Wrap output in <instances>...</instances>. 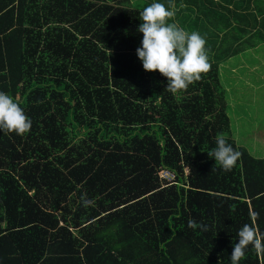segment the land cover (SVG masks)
Returning <instances> with one entry per match:
<instances>
[{
  "label": "trees",
  "instance_id": "trees-1",
  "mask_svg": "<svg viewBox=\"0 0 264 264\" xmlns=\"http://www.w3.org/2000/svg\"><path fill=\"white\" fill-rule=\"evenodd\" d=\"M137 1L0 0V91L32 121L0 132V264H231L244 224L264 235V158L233 138L221 79L264 45V0ZM153 2L206 41L210 70L178 94L136 54Z\"/></svg>",
  "mask_w": 264,
  "mask_h": 264
},
{
  "label": "clouds",
  "instance_id": "clouds-1",
  "mask_svg": "<svg viewBox=\"0 0 264 264\" xmlns=\"http://www.w3.org/2000/svg\"><path fill=\"white\" fill-rule=\"evenodd\" d=\"M175 15L171 6L166 7L161 2L144 7L139 13L141 46L136 50L143 69L167 78L166 89L172 94L200 81L211 68L205 39L198 32L190 33L175 22H169ZM31 127L32 121L24 109L11 95L0 91V132L20 136L28 133ZM209 155L224 171H231L241 157V153L223 136L217 138ZM190 226L196 225L190 222ZM237 235L238 240L230 255L231 264H241L250 246L258 255H264V235L258 234L251 224H244Z\"/></svg>",
  "mask_w": 264,
  "mask_h": 264
},
{
  "label": "rangeland",
  "instance_id": "rangeland-1",
  "mask_svg": "<svg viewBox=\"0 0 264 264\" xmlns=\"http://www.w3.org/2000/svg\"><path fill=\"white\" fill-rule=\"evenodd\" d=\"M141 2L145 4L148 0H138L137 4ZM262 56L260 52H248L221 68L222 83L228 92L233 138L256 158H264V66L258 67L264 60ZM239 63L245 68L251 63L257 64L259 70L250 76L248 70L246 73L238 68L234 71L233 66Z\"/></svg>",
  "mask_w": 264,
  "mask_h": 264
},
{
  "label": "crops",
  "instance_id": "crops-1",
  "mask_svg": "<svg viewBox=\"0 0 264 264\" xmlns=\"http://www.w3.org/2000/svg\"><path fill=\"white\" fill-rule=\"evenodd\" d=\"M254 51H255L256 53H257L258 51H260V53H263V54H262V55H263L262 58H264V45L260 46L259 48L255 49V50H251V51H249V53H250V52H254ZM247 53H248V52H247ZM243 62H246V61H243ZM241 63H242V62H241ZM249 65H250V64H249ZM223 66H224V65H223ZM257 66H258L257 64H253V63H251V65H250L249 68H248V67L245 68V65H243V66L241 65V66H240V63H239L238 65H235V66H233V67H234V71H235L236 68H238V69L241 70V71H244V73H246V70H248V71H249V76H250V74L253 73V71H254V72H258L259 68L262 67V66H264V60H263V62L261 63V66H258L259 68H258ZM252 68H255V69L253 70ZM250 70H251V71H250ZM234 71H233V72H234ZM236 74H237V72H236V73L234 72V75H236ZM251 76H252V75H251ZM234 80H235V79H234ZM257 86H258V85H257ZM258 88H259V86H258Z\"/></svg>",
  "mask_w": 264,
  "mask_h": 264
},
{
  "label": "built area",
  "instance_id": "built-area-1",
  "mask_svg": "<svg viewBox=\"0 0 264 264\" xmlns=\"http://www.w3.org/2000/svg\"><path fill=\"white\" fill-rule=\"evenodd\" d=\"M172 178H173V177H172ZM172 178H171V179H172Z\"/></svg>",
  "mask_w": 264,
  "mask_h": 264
}]
</instances>
